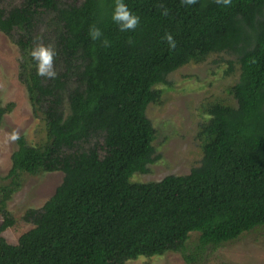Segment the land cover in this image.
Listing matches in <instances>:
<instances>
[{
	"label": "trees",
	"instance_id": "1",
	"mask_svg": "<svg viewBox=\"0 0 264 264\" xmlns=\"http://www.w3.org/2000/svg\"><path fill=\"white\" fill-rule=\"evenodd\" d=\"M3 2L0 31L19 50L17 76L43 133L19 136L9 184H0V264H124L168 251L206 264L219 246L264 225V0H123L139 17L126 31L111 19L116 0ZM92 24L100 39L89 37ZM225 30L228 42L217 46ZM37 43L54 49L55 78L36 74ZM222 49L235 54L227 67L237 74L228 88L235 102L202 104L199 163L185 175L131 181L154 160L146 108L159 100L155 86ZM41 171H61L62 180L23 214L32 226L11 244L2 235L15 222L7 199L21 174Z\"/></svg>",
	"mask_w": 264,
	"mask_h": 264
},
{
	"label": "rangeland",
	"instance_id": "2",
	"mask_svg": "<svg viewBox=\"0 0 264 264\" xmlns=\"http://www.w3.org/2000/svg\"><path fill=\"white\" fill-rule=\"evenodd\" d=\"M16 1L4 0L3 3ZM240 30H233L230 35H238ZM228 33L225 30L216 35L217 46L228 42ZM19 56L17 46L0 31V184L4 185L9 184L10 178L6 175L11 165L10 154L17 147V140H10L8 133L15 130L27 141L38 140L43 133V123L34 114L25 86L17 76ZM193 59L168 74V84L155 86L160 88L159 100L146 108V117L153 135L154 160L146 165L143 172L132 175L133 182L145 183L187 174L201 158L202 142L198 132L199 124L205 118L202 104L214 99L235 102L228 88L237 79V74L227 73L228 61L235 63V54L222 49L210 53L201 61ZM62 177L61 171L21 174L20 183L6 202L15 220L13 225L2 232L7 242L16 243L19 235L32 226L23 220V214L30 208H40ZM197 235V232H191L188 243L196 241ZM221 263L264 264V225L225 242L211 252L206 262ZM124 264L184 262L179 252L168 251L158 256L129 260Z\"/></svg>",
	"mask_w": 264,
	"mask_h": 264
},
{
	"label": "clouds",
	"instance_id": "3",
	"mask_svg": "<svg viewBox=\"0 0 264 264\" xmlns=\"http://www.w3.org/2000/svg\"><path fill=\"white\" fill-rule=\"evenodd\" d=\"M184 2L186 4H193L195 3V0H184ZM216 3L228 5L230 3V0H216ZM111 19L118 25L121 31L134 29L139 22V17L129 10L123 0H116L111 12ZM88 35L92 40H97L102 37L100 28L97 27L95 24L89 26ZM165 39L168 42L169 48H175L176 42L171 34L166 33ZM102 43L104 44V46L107 47L109 41L107 39H103ZM30 55L33 61L35 62L34 66L37 75L48 78L56 77L57 72L53 66V58L55 56V51L51 46H47L42 43H37L30 50ZM8 138L12 141H15L19 138V135L15 130H13L8 133Z\"/></svg>",
	"mask_w": 264,
	"mask_h": 264
}]
</instances>
